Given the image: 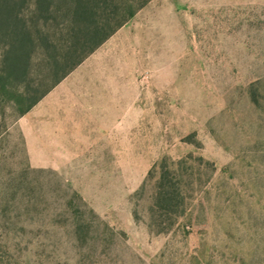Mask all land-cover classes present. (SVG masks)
Listing matches in <instances>:
<instances>
[{
    "label": "rangeland",
    "instance_id": "374dc122",
    "mask_svg": "<svg viewBox=\"0 0 264 264\" xmlns=\"http://www.w3.org/2000/svg\"><path fill=\"white\" fill-rule=\"evenodd\" d=\"M69 74L65 141L0 107V264H264V0H149Z\"/></svg>",
    "mask_w": 264,
    "mask_h": 264
},
{
    "label": "trees",
    "instance_id": "16d2710c",
    "mask_svg": "<svg viewBox=\"0 0 264 264\" xmlns=\"http://www.w3.org/2000/svg\"><path fill=\"white\" fill-rule=\"evenodd\" d=\"M148 1L0 0V107L26 113ZM160 168L151 210L175 215L183 204L180 184Z\"/></svg>",
    "mask_w": 264,
    "mask_h": 264
},
{
    "label": "crops",
    "instance_id": "0c3cea01",
    "mask_svg": "<svg viewBox=\"0 0 264 264\" xmlns=\"http://www.w3.org/2000/svg\"><path fill=\"white\" fill-rule=\"evenodd\" d=\"M86 78L79 80L77 76L68 74L18 119L25 141H65L61 131L78 129L79 126L71 124H84L87 120L64 115L100 112V109H94L95 105L91 101L87 102L84 97L79 101L78 94H85L91 88L79 84L81 81L85 82ZM80 127L84 129L86 126Z\"/></svg>",
    "mask_w": 264,
    "mask_h": 264
}]
</instances>
